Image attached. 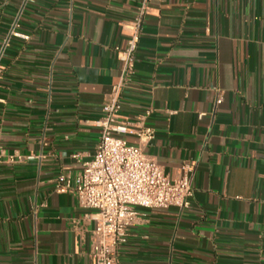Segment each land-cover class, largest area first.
Wrapping results in <instances>:
<instances>
[{
    "label": "crops",
    "instance_id": "0c3cea01",
    "mask_svg": "<svg viewBox=\"0 0 264 264\" xmlns=\"http://www.w3.org/2000/svg\"><path fill=\"white\" fill-rule=\"evenodd\" d=\"M24 1L0 0V52L16 20L28 36L0 56V264H92L89 211L54 179L94 154L141 0ZM120 102L152 132L129 143L194 170L190 207L140 208L117 264H264V0H149Z\"/></svg>",
    "mask_w": 264,
    "mask_h": 264
},
{
    "label": "built area",
    "instance_id": "2783aa9c",
    "mask_svg": "<svg viewBox=\"0 0 264 264\" xmlns=\"http://www.w3.org/2000/svg\"><path fill=\"white\" fill-rule=\"evenodd\" d=\"M30 2L25 0L23 5ZM148 2L141 0L133 18L121 22L128 40L126 48H116L121 63L120 80L113 86L103 104L102 116L96 122L99 140L92 158L83 162L76 174H60L54 179L56 192L73 193L78 205L89 211L86 217L94 223L89 252L92 264H117L118 250L126 243L128 230L137 221L140 208L184 210L190 207L194 164L185 161L180 166V175L171 179L155 159L143 153L140 145L131 144L124 137L131 132L143 141L152 137L150 130L123 115L120 102L121 92L134 74L135 52ZM18 28L16 20L4 40L0 56L10 38L28 39ZM221 99L218 96L216 102ZM22 159L21 156L9 158L10 161Z\"/></svg>",
    "mask_w": 264,
    "mask_h": 264
}]
</instances>
